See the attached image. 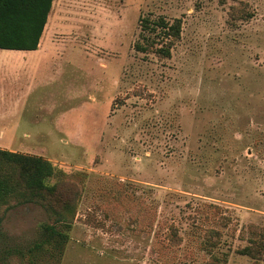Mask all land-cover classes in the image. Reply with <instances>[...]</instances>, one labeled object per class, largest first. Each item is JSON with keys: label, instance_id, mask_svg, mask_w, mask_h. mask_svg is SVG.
I'll return each instance as SVG.
<instances>
[{"label": "rangeland", "instance_id": "obj_1", "mask_svg": "<svg viewBox=\"0 0 264 264\" xmlns=\"http://www.w3.org/2000/svg\"><path fill=\"white\" fill-rule=\"evenodd\" d=\"M160 19L170 57L136 48L166 44ZM41 47L29 84L58 95L0 150L50 161L75 214L10 200L0 264L45 223L69 240L38 264H264V0H55Z\"/></svg>", "mask_w": 264, "mask_h": 264}, {"label": "trees", "instance_id": "obj_2", "mask_svg": "<svg viewBox=\"0 0 264 264\" xmlns=\"http://www.w3.org/2000/svg\"><path fill=\"white\" fill-rule=\"evenodd\" d=\"M55 0H0V49L12 51H35L39 48L49 16ZM145 23L148 20L144 19ZM162 27L164 42L162 47L154 43L137 44L141 51H151L163 57L171 56L173 42L180 37L181 21L173 23L160 19L153 23ZM147 45V46H145ZM55 174L53 164L42 158L9 151L0 150V207L10 200L20 202H40L48 198L53 204L57 202L59 218L56 220L63 226H68L75 208L68 203L54 198L58 186H49L47 180ZM60 189V187H59ZM2 217L0 216V225ZM56 224L41 226V240L27 250H18L22 259L30 264H38V259L46 254L54 256V252L62 255L66 249L69 236L68 230L59 228ZM69 227V226H68ZM14 256L15 254H9ZM8 256V255H7ZM7 256L3 258L7 259Z\"/></svg>", "mask_w": 264, "mask_h": 264}, {"label": "crops", "instance_id": "obj_3", "mask_svg": "<svg viewBox=\"0 0 264 264\" xmlns=\"http://www.w3.org/2000/svg\"><path fill=\"white\" fill-rule=\"evenodd\" d=\"M40 47L41 43L35 51H15L25 52L21 54L13 51L12 54L0 55V137L2 138L38 135L31 132L40 129L38 120L35 124L32 123V116L35 115L37 119V114L54 105L53 99L59 92L54 88L55 84H29L30 67L36 62L28 52H40Z\"/></svg>", "mask_w": 264, "mask_h": 264}]
</instances>
